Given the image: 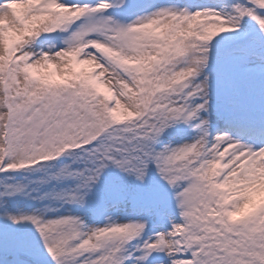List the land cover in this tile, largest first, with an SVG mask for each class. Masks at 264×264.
<instances>
[{"label": "snow or ice", "instance_id": "6c2138e0", "mask_svg": "<svg viewBox=\"0 0 264 264\" xmlns=\"http://www.w3.org/2000/svg\"><path fill=\"white\" fill-rule=\"evenodd\" d=\"M0 264H264V0H0Z\"/></svg>", "mask_w": 264, "mask_h": 264}]
</instances>
